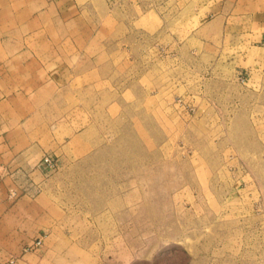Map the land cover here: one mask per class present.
I'll list each match as a JSON object with an SVG mask.
<instances>
[{
    "label": "rangeland",
    "instance_id": "rangeland-1",
    "mask_svg": "<svg viewBox=\"0 0 264 264\" xmlns=\"http://www.w3.org/2000/svg\"><path fill=\"white\" fill-rule=\"evenodd\" d=\"M76 1L82 29L5 34L60 80L0 126V264H264V31Z\"/></svg>",
    "mask_w": 264,
    "mask_h": 264
},
{
    "label": "crops",
    "instance_id": "crops-1",
    "mask_svg": "<svg viewBox=\"0 0 264 264\" xmlns=\"http://www.w3.org/2000/svg\"><path fill=\"white\" fill-rule=\"evenodd\" d=\"M203 5L205 25L216 27L221 33H233L250 38L264 31V0H208ZM199 10H202L199 9ZM80 6L76 0H0V126L13 127L7 122L11 112L21 111L19 105L27 96L35 94L50 84L58 86L59 71L46 73L41 70L40 56L22 54L12 57L6 47H55L56 41L21 39L11 40L5 34L12 31H43L51 16L57 24L76 26ZM80 23L79 28H83ZM77 28V26H76ZM252 38V37H251ZM23 53V52H22ZM26 53V52H25ZM47 79L50 84L38 82ZM20 120V119H19Z\"/></svg>",
    "mask_w": 264,
    "mask_h": 264
}]
</instances>
